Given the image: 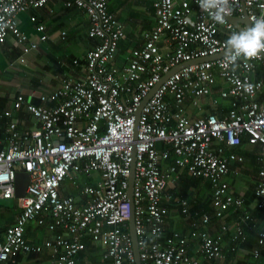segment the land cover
<instances>
[{"label":"built area","instance_id":"2783aa9c","mask_svg":"<svg viewBox=\"0 0 264 264\" xmlns=\"http://www.w3.org/2000/svg\"><path fill=\"white\" fill-rule=\"evenodd\" d=\"M49 1L0 0V42L11 36L21 47L23 63L48 35L32 15L41 33L39 40H32L20 28L18 14L45 7ZM65 4L86 13L89 36L98 43L86 55L85 78L64 77L60 86L41 95L38 104L17 95L15 108L24 107L38 128L21 129L10 109L0 112V120L8 119L7 146L0 141V199L16 198L18 171L30 175L15 224L0 234V264H18L21 255H38L45 249L51 253L41 264H77L86 240L99 243L111 264H136L131 218L142 264H201L189 253L192 238L203 258L221 264L227 258L223 233L213 237L204 229L212 217L223 218L230 209L238 213L232 236L236 243L244 242L247 230L254 227L253 206L264 218V53L241 62L235 71L221 66L224 41L239 30L230 18L244 17L246 9L252 23L253 17L264 16V0H231L224 24L201 11L197 0H154L156 24L145 33L144 46L114 66L111 62L125 30L109 10L108 0ZM219 79L226 86L212 99V106L218 108L223 99L229 101L228 109L223 116L201 114L203 100ZM244 84L252 86L250 92L243 90ZM190 106L199 115H193ZM245 136L250 145L259 146L262 163L253 203L233 192L227 180L230 173L242 171L232 168L233 163L243 168L246 162L236 150ZM181 170L210 182L213 212L201 214L190 232L174 231L165 237V202L173 199L166 187L176 183ZM96 172L100 176L95 183L84 184L80 178ZM67 181L82 184L79 196L86 201L65 193ZM174 198L184 214H191L186 197ZM31 222L58 231L42 243L30 242ZM228 229L224 223L222 231ZM257 232L248 264H264V228ZM237 250L230 247L231 252Z\"/></svg>","mask_w":264,"mask_h":264},{"label":"crops","instance_id":"0c3cea01","mask_svg":"<svg viewBox=\"0 0 264 264\" xmlns=\"http://www.w3.org/2000/svg\"><path fill=\"white\" fill-rule=\"evenodd\" d=\"M65 3L66 0H50L45 7L32 8L27 12L18 14L20 28L32 40H39V36L41 35L36 30L37 23L31 21L32 15L37 17V22L45 25V32L48 35L46 40H39L38 49L27 54L25 63L19 60L22 50L11 36L5 41L0 42V112L5 109H11L13 111V117L19 120V127L21 129H36L38 128V122L24 107L13 109V102L17 95L23 94L28 98H32L38 104L41 103V95L52 92L60 86L64 77L85 78L88 74L86 54L96 46L98 40L89 36L90 22L86 13L77 7H68ZM108 6L109 10L122 22L125 30V35L119 44L117 58L115 62L113 61L111 63V65H119L123 62L126 55L144 46L145 33L152 30L155 26L156 14L154 0H133L132 3L131 0H120V3L114 6L109 5L108 0ZM241 25L245 27V24L241 23ZM63 32H66L65 35H63ZM162 49H164V46ZM225 86V83L219 79L218 84L212 90V94L203 100V112L200 111L201 114L212 112H216L221 116L225 114L226 109H228V100L219 99V107L214 108L212 106V99L218 97L220 89ZM197 110V108L190 106V111H193V115H199L200 112ZM7 122L8 119L0 120L1 146H7L8 144ZM246 147L247 150L253 149L251 145ZM257 151H259L258 148ZM247 154L246 158L248 162H245L243 168L238 163L232 164L233 168L242 170L241 173L239 175L231 174L227 179L230 182L232 191L238 195H245V192L249 188L248 185L253 181L252 175L254 176V169L251 160L254 158V155ZM256 170L258 171V167ZM185 173V170H181V176ZM98 177L94 175H80V178L85 180L84 183L90 184L95 183ZM178 183L179 185L176 187L178 189H174L176 192L181 190L185 184L184 182ZM171 187H174V185ZM67 188L65 192L67 195H71L77 198V200L80 198L86 201L85 198L79 196V185L71 186L68 181ZM204 188H206L205 193L200 195L201 190ZM170 190L168 189L166 192L168 193ZM208 192L209 194L211 193L212 201L211 184L206 180L199 182L195 187L192 186L189 190L188 193L191 197L187 198L189 200L188 205L189 209H191L190 212H192V209L195 210V215L184 214L181 211V207L174 202V196L172 200L169 199L165 202L168 208L165 222V237L172 236L174 231L181 233L190 232L192 222L198 220L201 214L213 212L212 205H210L211 207L208 210H205V207L202 209L201 206L195 209L197 205L194 204H197L198 200L204 199L202 198L204 195L207 198ZM254 208L253 206L251 210L254 213L255 224L252 229H248L249 238L251 236L254 238L252 246L248 245L247 247L245 245L246 242L238 243L236 245L238 250L235 252L230 251V247L234 245L232 242L234 227L232 225L223 238V246L227 252L225 254L227 258L220 262L221 264H248L251 258V251L256 244L257 231L258 229L264 228V218ZM19 210V204H12L10 201L0 200V232H4L9 226L14 224L15 216ZM237 217L238 213L230 210L224 218L218 219L214 217V220L204 229L208 231L209 235L214 237L221 231L224 223H233ZM40 229L45 230V236L43 238H41ZM254 230V235L253 233L250 234ZM57 231H50L46 227L31 222L27 227V238L31 242L42 243L45 238L53 237ZM198 248V241L192 238L188 244V250L192 257L199 258ZM48 254L49 252L45 251L40 255L44 258L43 261L38 259V255H21L18 258V264H41L49 258ZM101 254L102 246L99 243L87 241L86 249L80 255L82 257L81 259L79 257L78 262H80L79 264H102ZM262 257L264 260V251ZM218 263V261L215 263L205 260L201 261V264Z\"/></svg>","mask_w":264,"mask_h":264},{"label":"clouds","instance_id":"9594fccd","mask_svg":"<svg viewBox=\"0 0 264 264\" xmlns=\"http://www.w3.org/2000/svg\"><path fill=\"white\" fill-rule=\"evenodd\" d=\"M197 3L201 11L208 13L212 20L218 24H224L230 11L231 0H197ZM223 49L225 55L221 66L223 68L231 66L233 71L240 66L241 62L258 59L264 53V16L253 17L250 26L231 32L224 41ZM236 83L240 82L236 81ZM242 88L245 92H250L252 86L244 84Z\"/></svg>","mask_w":264,"mask_h":264},{"label":"trees","instance_id":"16d2710c","mask_svg":"<svg viewBox=\"0 0 264 264\" xmlns=\"http://www.w3.org/2000/svg\"><path fill=\"white\" fill-rule=\"evenodd\" d=\"M87 55V54H86ZM15 108V106H14V104H13V109ZM16 109V108H15ZM11 110V109H10ZM12 111V110H11ZM13 112V111H12ZM248 145H250L249 143H248V138L245 136L244 138H243V144L241 145V146H239L238 148H236V150L237 151H239V152H241V153H243L244 155H245V161H247L248 159L246 158V154L247 155H254V158H252V160H251V162L253 163L252 164V167H253V174H254V176L252 175V180L253 181H251L250 182V185H248L249 186V188H248V190L245 192V195H244V197L247 199V201L248 202H250V203H253V202H255V200H256V187H257V184H258V182L260 181V175H259V167L261 166V161L259 160V156H260V152L259 151H257V148H258V150H259V146H257V145H251L252 147H253V149L252 150H247V147L246 146H248ZM157 146L159 147V148H162L163 147V145H162V143H159V144H157ZM252 151V152H251ZM168 162H173V153L171 154V156H170V158L168 159ZM248 162V161H247ZM256 164V165H255ZM258 167V171L256 170V168ZM233 168V167H232ZM180 173V178L176 181V183H174V187H171V185H167V187H166V189L168 190V189H171L170 190V192H168V194H170L171 196H174V197H177V196H181V197H186V198H188V197H191L190 195H189V190L192 188V186H197L198 185V183L199 182H202L203 180H206V181H208L207 179H204V178H198V177H194V176H191V175H189V174H187V173H185L183 176H181V171L179 172ZM233 174V173H232ZM231 175V173L229 174V176ZM185 180V181H184ZM68 182V181H67ZM67 182H65V184H64V187H67ZM178 182H184L185 184H184V187L181 189V190H179L178 192H176L174 189H178V188H176L178 185H179V183ZM69 183H70V185L71 186H73L72 184H71V182L69 181ZM208 183H209V181H208ZM70 187V186H69ZM68 189V188H67ZM173 190V191H172ZM183 196H182V195ZM207 200L205 201L206 203H204V209L205 210H208V209H210V203H211V193L209 194V192L207 193V198H206ZM1 200V199H0ZM3 200V199H2ZM164 200H166V198L164 199ZM189 201V200H188ZM198 206H202L203 207V205H197L196 207H195V209H198ZM190 210L191 209H189V205H188V213H191L192 215H195V210L194 209H192V212H190ZM258 212V211H257ZM258 214H260V212H258ZM254 216V215H253ZM213 220H214V216H213ZM187 233V232H186ZM253 233V235H254V233H255V230L254 231H251L250 232V234H252ZM184 234V233H183ZM49 238H51V237H49ZM48 238V239H49ZM45 239H47V238H45ZM44 239V240H45ZM86 240V239H85ZM86 241H88L89 242V240H86ZM253 241H254V238H253V236H251L250 238H249V240L246 242V246L248 247V245H250V246H252V244H253ZM31 242V241H30ZM249 246V247H250ZM255 246H256V244H255ZM86 249V248H85ZM84 249V250H85ZM84 250H82L78 255H77V264H79L80 262H78V260H79V257H80V255H82V253L84 252ZM45 251H48L49 252V254H48V256H50V253H51V251L49 250V249H45L42 253H40V254H38V255H42ZM223 253L224 254H226L227 252H226V250H225V248H224V251H223ZM101 259H102V261L103 262H101L102 264H111L112 263V261L111 260H108V259H105L104 258V256H103V254H101ZM82 257V256H81ZM81 257H80V259H81ZM40 261H43V257L42 256H39V258H38ZM48 259V258H47ZM46 259V260H47ZM45 260V261H46ZM81 261V260H80ZM218 260H216V259H214V258H212V259H210V262H217ZM83 264V263H82Z\"/></svg>","mask_w":264,"mask_h":264},{"label":"water","instance_id":"95a60500","mask_svg":"<svg viewBox=\"0 0 264 264\" xmlns=\"http://www.w3.org/2000/svg\"><path fill=\"white\" fill-rule=\"evenodd\" d=\"M244 12H245V16L242 18L235 17V16H232L230 18L231 21H233V23L236 25V27L239 30L247 28L248 26L251 25V22L248 18L246 9L244 10ZM241 23L245 24V27H243L241 25ZM130 178H131V185H130L129 193L132 197L133 184H134V174H132ZM28 181H29V176H28L27 172H25V171H18L17 172L16 182H15L16 183V196L22 197L25 195V189H26ZM130 234H131L132 241H133V249H134V253H135V262H136V264H142L141 259H140V251H139V247H138L137 235L135 233L134 224H133V218L130 219Z\"/></svg>","mask_w":264,"mask_h":264},{"label":"bare ground","instance_id":"6f19581e","mask_svg":"<svg viewBox=\"0 0 264 264\" xmlns=\"http://www.w3.org/2000/svg\"><path fill=\"white\" fill-rule=\"evenodd\" d=\"M232 22H233V21H232ZM162 51H163V49H162ZM124 59H125V58H124ZM111 63H112V62H111ZM122 63H123V62H122ZM122 63H120L119 65H122ZM113 66H114V65H113ZM136 136H137V134H136ZM134 147H135V144H134ZM132 174H134L133 171H132ZM132 174H131V175H132ZM16 175H17V174H16ZM93 175H94V176H100L97 172L94 173ZM28 176H29V181H28V183H27V186H28V184H29V182H30V175L28 174ZM134 179H135V178H134ZM84 184H86V183H84ZM89 184H90V183H89ZM130 185H131V178H130ZM27 186H26V188H27ZM79 186H82V184L80 183ZM25 194H26V189H25ZM15 196H16V189H15ZM24 196H25V195H24ZM24 196H22V197H24ZM70 196H71V195H70ZM16 197L19 198V199L22 198V197H18V196H16ZM77 201H78V200H77ZM230 210H233V209H230ZM230 210H229V211H230ZM233 211H234V210H233ZM227 212H228V211H227ZM227 212L225 213V216H226ZM225 216H224V217H225ZM238 216H239V215H238ZM16 217H17V216H15L14 224H15V222H16ZM224 217H223V218H224ZM218 219H221V218H218ZM212 220H213V217H212ZM212 220H211V222H212ZM211 222H210V223H211ZM234 222H235V221H234ZM234 222H233V223H226V224L229 225V229H230V227L234 224ZM210 223H209V224H210ZM209 224H208V225H209ZM229 229H228L227 231L223 232V231H222V228H221V231H220L217 235H215L214 237H217L220 233H223V238H224L225 233L228 232ZM5 231H6V230H5ZM5 231H4V232H5ZM4 232H0V234L2 235ZM247 233H248V230H247ZM247 236H248V237H247V239H246L244 242H247V241H248L249 233H248ZM257 236H258V235H257ZM256 241H257V239H256ZM222 242H223V239H222ZM232 242H233V241H232ZM244 242H237V243H236V242H233V244H234L235 247H236V245H237L238 243H244ZM236 248H237V247H236ZM199 259H200V263H201L202 260L210 261V259H208V258H203V257L201 256L200 253H199Z\"/></svg>","mask_w":264,"mask_h":264},{"label":"rangeland","instance_id":"374dc122","mask_svg":"<svg viewBox=\"0 0 264 264\" xmlns=\"http://www.w3.org/2000/svg\"><path fill=\"white\" fill-rule=\"evenodd\" d=\"M132 1L133 0H131V3H132ZM120 3V0H109V5H111V6H114V5H118ZM229 177H227V179H228ZM229 181V180H228ZM205 191H206V188H204L203 190H201V192H200V195H203L204 193H205ZM202 198H204V199H200V200H198V203L197 204H194V205H203V207L201 206V208L203 209L204 208V203H206L205 201L207 200L206 199V195H204ZM5 201H10V203H12V204H19V198H11L10 200H5ZM44 231L45 230H43V229H40V235H41V238H43L45 235H44ZM40 255H38V257H39Z\"/></svg>","mask_w":264,"mask_h":264}]
</instances>
